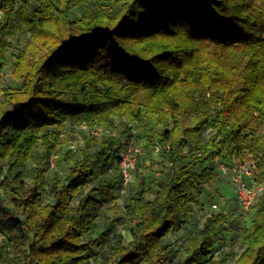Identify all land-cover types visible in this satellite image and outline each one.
<instances>
[{"label":"trees","instance_id":"trees-1","mask_svg":"<svg viewBox=\"0 0 264 264\" xmlns=\"http://www.w3.org/2000/svg\"><path fill=\"white\" fill-rule=\"evenodd\" d=\"M20 34L16 85L0 86V264H264V189L246 212L234 200L251 224L233 261L224 211L182 254L168 241L215 181V156L254 162L264 185V0H0V77ZM117 122L124 132L87 134L67 174L52 172L68 123ZM132 135L143 156L169 147L151 198L142 183L119 194V137ZM116 194L129 198L124 233L93 237Z\"/></svg>","mask_w":264,"mask_h":264},{"label":"rangeland","instance_id":"rangeland-1","mask_svg":"<svg viewBox=\"0 0 264 264\" xmlns=\"http://www.w3.org/2000/svg\"><path fill=\"white\" fill-rule=\"evenodd\" d=\"M34 2V0H29ZM73 13L76 16H79L81 9L75 7ZM25 40V35L20 34L14 40H10L12 48L7 51V62L3 68L2 75L0 77V86H15L16 83L12 80L10 76L11 65L14 61V53L16 50L21 47L22 42ZM118 128L114 129L115 134L122 133L128 127L126 122H117ZM154 128H160L152 124ZM132 130L139 132L137 126H133ZM142 132H140L141 134ZM210 135V131L207 130L202 134V139L206 140ZM142 141L147 139V137L141 134ZM89 139L86 132L75 127L74 124L68 123L62 134V144L57 147V157L54 161L53 173H57L60 176H65L68 172V166L63 162V156L68 152H73L77 154L79 149L84 146V143ZM252 165L255 163L250 161L248 162ZM167 163L163 160V157L159 153L146 154L142 156L137 173L134 175L131 182V191H134L139 184H143L146 190L148 191V197L151 198L153 192L156 189L157 182L159 179L168 180L170 178V172L167 171ZM255 166V165H254ZM33 167V163H29L28 169L24 170L25 173H28L29 168ZM5 172V169L3 173ZM26 181H30L29 177L25 178ZM198 191V200L199 205L194 209L192 218L189 223L181 227L178 231L171 233L168 241L172 244L173 248L179 249L182 254V249L188 239L192 237L202 226V223L205 219V215L210 212V205L212 203L217 204L215 212L224 211L227 213L228 217V228L225 232V238L228 246V252L232 256V261L241 253L242 245L239 235V229L242 226L250 227L251 224V215L241 214V212L236 208V204L231 202L234 199L235 193L233 187L226 181L222 180L219 177H216L215 181L211 185L204 186L199 188ZM131 194V192H130ZM98 197L96 193L94 195ZM115 204L116 207L112 211L101 209L100 216L97 218L96 222L98 224V230L93 234V237H98L100 234H107L112 237L116 233L122 232L121 225L119 224L118 219L123 216V208L129 204V198L127 196H119L116 194ZM47 201V198H45Z\"/></svg>","mask_w":264,"mask_h":264},{"label":"built area","instance_id":"built-area-1","mask_svg":"<svg viewBox=\"0 0 264 264\" xmlns=\"http://www.w3.org/2000/svg\"><path fill=\"white\" fill-rule=\"evenodd\" d=\"M76 128L83 130L88 135L97 139L104 136H116V134L107 127L103 126H88L85 123L75 125ZM136 131L132 130L135 135ZM119 137V152H118V168L121 177V188L119 194L123 195L127 186L133 180L137 162L144 154L141 144L137 143L134 137ZM168 146H156L155 153L168 150ZM212 165L217 173V177L228 182L234 189V200L238 208L242 212L249 210L254 203L256 196L264 189V185H258L255 182L256 167L248 162L240 161L235 156H230L228 159H223L215 156ZM50 166H53V157L50 158ZM217 208L216 203L210 205L211 210ZM223 250L224 247L219 248Z\"/></svg>","mask_w":264,"mask_h":264},{"label":"crops","instance_id":"crops-1","mask_svg":"<svg viewBox=\"0 0 264 264\" xmlns=\"http://www.w3.org/2000/svg\"><path fill=\"white\" fill-rule=\"evenodd\" d=\"M231 202H234V199H232ZM234 203H235V202H234Z\"/></svg>","mask_w":264,"mask_h":264}]
</instances>
